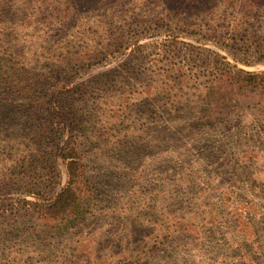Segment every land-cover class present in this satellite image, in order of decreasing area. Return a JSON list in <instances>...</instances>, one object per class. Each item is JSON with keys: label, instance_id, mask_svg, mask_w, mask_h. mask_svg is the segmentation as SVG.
I'll return each mask as SVG.
<instances>
[{"label": "rangeland", "instance_id": "1", "mask_svg": "<svg viewBox=\"0 0 264 264\" xmlns=\"http://www.w3.org/2000/svg\"><path fill=\"white\" fill-rule=\"evenodd\" d=\"M151 4L136 0L128 5L134 18L117 22L123 35L114 53H105L106 58L76 73L56 74L63 84L55 80V74L50 83L36 81L37 91L43 87L57 97L68 84L70 89H66L77 91L76 96L84 92L89 99L85 104L101 105L104 101V112L108 103L128 107L118 120L109 122L121 124L115 130L122 137L117 149L103 143L97 148L104 153L96 158L91 171L98 182L94 188L98 206L91 213L94 215H89L88 227L79 230L80 235H41L40 230L35 231L32 208L16 209L23 199L36 200L26 195L19 183L11 184L29 181V175L20 173L21 162L11 160L26 150L28 140L20 137L16 143L8 141V146L0 141V174H12L10 185L0 187V208H7L0 228V264H264V102L246 103L249 107L242 106L246 107L244 113L236 111L231 121L207 123L192 137L175 136L171 132L175 119L185 116L191 107L195 109L198 99L192 90L181 88L182 83L172 89L162 85L202 81L220 68L264 71V62L244 63V54L238 50L203 39L206 27L197 19L183 17L176 25L150 26L156 21L145 18ZM10 5L8 2V9ZM2 12L0 52L15 50L20 57L29 58L31 68L53 64L45 66V72L54 70L65 35L70 39L67 32H49L55 27L47 25L19 26L22 12ZM7 14L12 21L8 36ZM48 14L41 19H48ZM95 14L102 18L104 11ZM109 25L111 22L106 27ZM219 33L227 36L225 29ZM143 97L151 99L155 115H137L136 101ZM173 99L183 104L171 107ZM8 100V120L0 117L5 121L0 127L9 129L22 124L16 122L20 117L29 116L20 111L21 96ZM26 107L36 127L56 126L57 117L49 109ZM110 110L112 115L115 110ZM38 171L35 180L44 177V170ZM43 204L40 200L37 205ZM142 209L140 219L145 221L142 226L134 223L136 228L129 227L135 231L125 238H131V243L124 252L123 242L111 240L124 220L113 219L114 225L109 227V217L121 218L125 213L135 217Z\"/></svg>", "mask_w": 264, "mask_h": 264}, {"label": "trees", "instance_id": "2", "mask_svg": "<svg viewBox=\"0 0 264 264\" xmlns=\"http://www.w3.org/2000/svg\"><path fill=\"white\" fill-rule=\"evenodd\" d=\"M133 1L136 0H0V25L4 23L2 10L6 9L7 12L18 11L24 14L19 20V26L31 28L35 25H47L55 27V30L49 29V32L61 35L67 32V36H70V39H66L65 35L55 69L48 72H45V66L53 64H46L41 68L36 66L33 69L29 58L20 57L15 50H10V54L0 52V117L4 116V119L8 120L7 110L10 102L8 98H14V95L21 96L24 102L19 104L20 111L22 115L29 116V119L14 118L17 119V123L22 122L16 127L9 129L7 125L0 127V141L6 146L8 141L16 143L20 137L25 138L26 142L28 140L24 146L26 150L19 151L18 156L14 155L11 160L21 162L23 168L20 173L29 175V181L24 179L20 180L22 182L18 180L14 183L10 180L11 173H2L0 187L8 186L10 182L13 185L19 183V187L26 195L36 199L34 201L23 199L22 205L16 209L21 211L32 208L33 217L37 221L35 231L40 230L41 235L50 232H56L59 236L69 233L80 235L82 231L79 230L84 231L88 227L86 223L89 215H94L91 213L98 206L94 190L98 182L91 171L95 170L96 158L104 155L97 148L103 143L107 147L117 149L122 137L119 138L120 134L115 130L121 124L112 125L109 122L118 120L128 107L126 104L120 106L108 103L106 106L108 109L104 112V101L101 105L85 104L89 99L84 97V92L81 91L83 97L76 96L77 91L67 90L70 89L68 84L62 86L57 97L45 92L41 86V91H37L36 81L39 79L40 82L46 80V83H50L53 74L76 73L85 66H94L96 60L106 58L105 53H114L120 47L123 35V31L118 29L117 22L124 21L125 18L130 20L134 18V12L128 6ZM147 1L152 4L145 18L156 20L151 22L150 26L176 25L178 23L176 20L183 17L186 20L197 19L206 27L203 39L238 50L244 54V63L264 62V0ZM8 2L11 4L9 9ZM98 10L104 11L102 18L96 16ZM46 12H49L48 19H41ZM53 12H56V15ZM110 22L111 25L106 27ZM6 23L5 31L8 36V29L12 27L8 14ZM222 29L226 30L227 36L223 37L224 35L219 33ZM206 32L209 37L206 36ZM112 34H116L117 37H112ZM27 36L32 38L30 35ZM103 38L108 41L104 43ZM229 52L227 50V54H231ZM33 70L37 72L33 73ZM56 79L61 84L64 83L62 77L57 78L56 75ZM100 82L101 79L98 78L97 83ZM169 83L171 82H163L162 85L164 88L172 89L174 85L182 83L181 88L183 85L192 90L199 103L195 109L191 107L185 116L175 119L177 123H174L171 129L175 136L179 133L181 136L192 137L191 135H197L207 123L231 121L236 111L244 113L245 108L249 107L247 104L264 102V71L220 68L214 75L202 81L183 83L178 80V83L172 82L171 87L168 86ZM137 100V115L148 118L152 113L156 114L150 98L143 97ZM179 103L173 99L169 105L176 107ZM244 104L246 107H242ZM25 105L30 108L36 105L40 108L39 111L43 108L52 111L57 117L56 126L44 124L36 127L34 117L32 113L26 112ZM112 108L115 111L109 115V111H113L110 110ZM0 122L5 123L2 119ZM64 135L66 138L60 142ZM175 136L171 138H176ZM27 147H30L31 152H27ZM49 147L52 148L47 149ZM38 170H44L42 171L44 177L35 180L33 177ZM63 178L65 180L62 182ZM40 200L45 201V204L38 206ZM6 211L7 208H0V218ZM142 211L143 209L135 217L127 213L121 218L114 214L109 217L107 222L109 227L114 225L113 219L118 222L124 220L123 227L111 239L114 241L117 238L116 241L123 242L121 246L124 252L129 250L128 246L131 243V238H125L135 231L129 227L136 228L134 223L142 226V221H145L140 219ZM5 217L1 218L0 228L5 224ZM175 231L178 233L181 229Z\"/></svg>", "mask_w": 264, "mask_h": 264}]
</instances>
